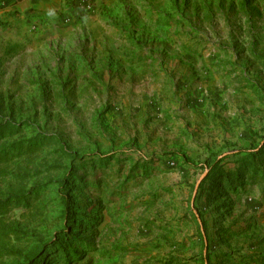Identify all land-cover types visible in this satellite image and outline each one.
<instances>
[{
	"label": "rangeland",
	"instance_id": "1",
	"mask_svg": "<svg viewBox=\"0 0 264 264\" xmlns=\"http://www.w3.org/2000/svg\"><path fill=\"white\" fill-rule=\"evenodd\" d=\"M250 2L258 13L242 0L0 7V53L18 45L0 67V119L18 125L0 139V197L29 198L0 216V264H264L262 171L238 187L211 177L251 170L250 153L264 170V0Z\"/></svg>",
	"mask_w": 264,
	"mask_h": 264
},
{
	"label": "trees",
	"instance_id": "2",
	"mask_svg": "<svg viewBox=\"0 0 264 264\" xmlns=\"http://www.w3.org/2000/svg\"><path fill=\"white\" fill-rule=\"evenodd\" d=\"M250 0H242V4L243 6H250ZM250 10L252 12L258 13V8L256 6H250ZM18 51V45L16 44H9L7 45L3 52L0 53V67L4 64V62L6 61V59L12 57L13 55H15ZM0 111H1V106H0ZM18 128V125L16 123H14L13 121L10 120H6L1 118L0 119V139L5 137L7 134L13 133L16 129ZM47 137L44 136H40V139L37 138H33L31 139L28 144H29V148L30 149H36L39 145V141H45L47 140ZM19 146L15 145L12 146L9 151H13L18 149ZM1 153V152H0ZM11 156H8V154H4L3 156H0L1 160H6L9 159ZM261 155L259 154H253L250 153L249 154V160H248V164H251V170H248V167L245 166H236V168L234 169V172L232 171H225L222 169L221 166L215 164L213 170L211 171L212 175L211 177L214 178L215 175H219L218 176V180L222 181H226V179H229V184L230 186H234V182L236 184V186H241L243 185V178L245 176L246 171L249 173V175L254 178V177H259V173L261 172L260 176L262 178H264V170L261 169L260 167V161H261ZM84 160H80V162H82ZM91 164H93V162H90ZM224 181L221 182L220 185L224 184ZM55 187L58 189L57 190V197L59 198V200L61 201V203L63 204L64 208H63V213L64 215L67 214V209H68V202L66 201V188L68 187L67 184L64 183V181H58L57 184H55ZM40 188L34 189L33 190V194L36 196L38 194V192L40 191ZM28 197L25 193L23 192H14L9 194L7 197H0V216L6 214L9 210L10 207L14 204H19L21 202H26L28 201ZM9 228L2 222L0 221V232L2 234H8ZM68 236H64L63 238H61L60 241L57 242V250L58 251H62L64 253H66L65 250V246L66 243L63 242L67 239ZM89 243V241L86 243V245ZM70 245V244H69ZM70 247V246H69ZM36 253L34 252H30L29 254H27V260L31 261L32 263H34L33 261V257L35 256ZM75 255V253H74ZM64 256H66V254H64Z\"/></svg>",
	"mask_w": 264,
	"mask_h": 264
},
{
	"label": "crops",
	"instance_id": "3",
	"mask_svg": "<svg viewBox=\"0 0 264 264\" xmlns=\"http://www.w3.org/2000/svg\"><path fill=\"white\" fill-rule=\"evenodd\" d=\"M62 1L63 0H0V7H10L21 11L30 8L44 10L57 7Z\"/></svg>",
	"mask_w": 264,
	"mask_h": 264
}]
</instances>
